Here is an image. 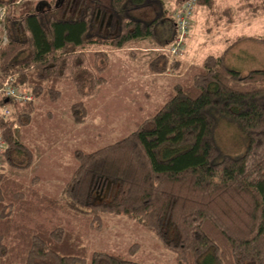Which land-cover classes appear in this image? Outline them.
Segmentation results:
<instances>
[{
    "label": "trees",
    "instance_id": "1",
    "mask_svg": "<svg viewBox=\"0 0 264 264\" xmlns=\"http://www.w3.org/2000/svg\"><path fill=\"white\" fill-rule=\"evenodd\" d=\"M146 1L113 0L120 32L107 38H90L86 16L45 18L40 1L9 3L8 26L18 22L26 37L10 31L0 43V75H12L38 99H57L63 80L81 97L93 94L107 81L110 58L101 47L88 52L90 46L121 48L153 38V22L126 13L127 3ZM171 1L179 7L186 0ZM197 2L217 11V0ZM161 55L155 70L173 66L167 52ZM34 109V101L15 104L11 117H0L7 143L0 166V264H86L87 232L102 228L107 214L140 221L176 255V264H264V68L243 72L225 54H210L133 132L91 152L76 150L78 164L62 199L39 190L38 176L30 184L14 177L34 163L14 125L28 123ZM72 112L84 120V101ZM224 124L237 127L243 152L221 148L217 129ZM91 264L145 263L96 250Z\"/></svg>",
    "mask_w": 264,
    "mask_h": 264
},
{
    "label": "rangeland",
    "instance_id": "2",
    "mask_svg": "<svg viewBox=\"0 0 264 264\" xmlns=\"http://www.w3.org/2000/svg\"><path fill=\"white\" fill-rule=\"evenodd\" d=\"M15 1L5 0L6 4L0 5V42L8 40L10 31L16 34L23 32L18 22L13 28L8 26V5ZM39 1L42 4V16L47 14L43 11L45 7L47 11L52 9L49 11L50 16L57 18L61 17V8L67 2L63 0L60 5V0H34ZM104 1L113 6V0H102V4L106 5ZM154 1L147 0L144 3L158 8L159 12H155V15L153 12L147 15L154 24L163 18L161 10L166 9V17L173 19V11L180 7H176L171 0H164L162 4ZM220 1L222 0H217L216 12L197 2L198 11L195 18H192L179 54L173 55L170 51L172 43L178 37L176 26L171 40L166 44L159 42L163 37H147L129 42L121 48L98 46L97 48L101 47L108 53L110 60L103 70L107 81L93 94L81 97L69 80H63L59 84L61 94L57 99L35 97L31 120L22 125L17 122L14 124L18 127L17 135L33 150L34 163L27 169L14 172V177L30 184L38 176L35 186L39 190L62 199V190L78 164L76 150L91 152L133 132L138 122L153 114L164 103L168 93L165 92L166 89L172 91L176 85L191 79L202 69L210 54H225L227 62L243 72L264 66V41L255 39L264 37L263 1L228 0L232 5L224 10L225 14L222 16L218 14L223 8ZM130 5L128 4V8L131 10ZM114 11L117 14L116 9ZM256 14L259 15L254 16ZM118 16L121 18L120 14ZM173 21L175 22L174 19ZM161 32L164 35L163 28ZM89 36L96 38L95 34ZM97 48H90L88 52H94ZM164 52L169 54L173 66L163 71L155 70L152 64ZM79 100L85 103L86 115L84 120L78 122L73 115L72 106ZM15 104L11 105L12 109ZM217 134L224 151L235 155L245 150V147H240L241 137L235 125L224 124L217 129ZM135 243L138 246L131 250ZM86 244V264H91L96 250L120 254L145 264L177 262L176 255L166 249L152 231L140 221L122 214L105 215L102 228L87 232Z\"/></svg>",
    "mask_w": 264,
    "mask_h": 264
},
{
    "label": "crops",
    "instance_id": "3",
    "mask_svg": "<svg viewBox=\"0 0 264 264\" xmlns=\"http://www.w3.org/2000/svg\"><path fill=\"white\" fill-rule=\"evenodd\" d=\"M60 1H61L60 2V5H61L63 0H60ZM66 1L67 2L61 8V12L63 14L61 13V17H59L60 19L75 20V19H80V18L86 16L90 21L89 35L95 34L96 38H99L102 36L104 38H107V37H112V36L119 34L120 25H121V18L118 16L119 15L118 12L116 14V12L114 11L115 8L111 5V3L107 4L104 1L106 4V5H104V4H102V0H66ZM154 2H156V1H154ZM219 3L221 4V6H223V8H221V10H219L218 14H221V16H222L225 14V11L229 7L230 4L228 3V0H224V1L222 0ZM128 4L129 5L131 4L130 5V7L132 6L131 10L128 8ZM160 4H162V3H160ZM144 5L146 8L144 7ZM144 5H142V4L136 5V4H133L131 2L127 3L125 6H126L128 16H130L131 18L133 17L135 19L141 20L145 24L153 22V20L151 21L148 19L149 16L147 17V15H148V13H151V12H153V14L155 15V12H159L158 8L155 7L153 4L152 5L150 4L148 6H147V4H144ZM40 10H42V8H40ZM43 11L44 12L46 11L48 14V15L47 14L44 15L45 18L50 17V12L52 11V9H49V11H50L49 12L44 7ZM197 11H198V7L196 8L194 18L196 16ZM174 12H175V10L173 11V14H172L173 17H174ZM161 14H162V12H161ZM258 15L259 14H256L254 16H258ZM207 16H206V19H207ZM173 19H172V17L170 19L166 17V18H162V19L158 20L157 22H155V34H154L153 38L163 37V38H160V41H159V42H162V44H166V42H168V40L170 41L171 36H172L174 29H175L174 27L176 26ZM236 21H234V22H236ZM161 28L164 29V32H163L164 35L160 34V33H162ZM20 32H22V31H20ZM16 36L19 38H22V39H24L26 37L25 33H23V32L16 34ZM97 47H98L97 45H92L90 48L94 49ZM105 50H108V49H105ZM114 50H116V49H114ZM114 50H113V52H115ZM260 68H264V66H261ZM169 91H170V89H166L165 92H169ZM75 167H76V164H75Z\"/></svg>",
    "mask_w": 264,
    "mask_h": 264
},
{
    "label": "built area",
    "instance_id": "4",
    "mask_svg": "<svg viewBox=\"0 0 264 264\" xmlns=\"http://www.w3.org/2000/svg\"><path fill=\"white\" fill-rule=\"evenodd\" d=\"M197 6V0H186L175 12L174 20L178 37L172 43L170 51L173 55H177L181 51L184 37L190 28L192 18L194 17ZM1 19V18H0ZM5 43V42H0ZM1 74V73H0ZM8 99V101H6ZM4 100V102H3ZM35 100L32 91L26 87L18 85L15 77L12 75L2 77L0 75V117L8 118L12 115V104H25ZM6 141L0 131V166L2 164L3 154L6 150Z\"/></svg>",
    "mask_w": 264,
    "mask_h": 264
},
{
    "label": "water",
    "instance_id": "5",
    "mask_svg": "<svg viewBox=\"0 0 264 264\" xmlns=\"http://www.w3.org/2000/svg\"><path fill=\"white\" fill-rule=\"evenodd\" d=\"M6 101H8V99H6Z\"/></svg>",
    "mask_w": 264,
    "mask_h": 264
}]
</instances>
